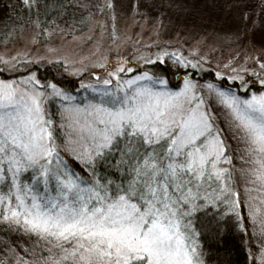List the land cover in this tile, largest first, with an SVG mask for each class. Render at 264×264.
Returning <instances> with one entry per match:
<instances>
[{
    "label": "snow or ice",
    "instance_id": "6c2138e0",
    "mask_svg": "<svg viewBox=\"0 0 264 264\" xmlns=\"http://www.w3.org/2000/svg\"><path fill=\"white\" fill-rule=\"evenodd\" d=\"M22 83L32 87L0 81V209L47 245L43 264H204L194 221L210 209L222 220L224 205L240 222L241 202L226 129L202 89L224 106L243 146L241 175L260 193V206H245L264 235V91L198 89L188 75L173 91L164 77L141 73L74 104L50 84L62 101L57 123L39 82ZM204 227L222 232L215 216Z\"/></svg>",
    "mask_w": 264,
    "mask_h": 264
},
{
    "label": "rangeland",
    "instance_id": "374dc122",
    "mask_svg": "<svg viewBox=\"0 0 264 264\" xmlns=\"http://www.w3.org/2000/svg\"><path fill=\"white\" fill-rule=\"evenodd\" d=\"M22 3L27 11H33L37 6V0H30L31 7L23 0ZM72 5L75 11L90 17L82 32H77V27L70 22L62 21L45 27L43 36L35 25H23L10 38L2 35L0 26V65L13 71L33 64L58 62L65 74L80 78L78 88L86 92L115 87L117 79L123 81L141 73L157 77L151 68L157 62L172 76L187 71L196 74L209 71L219 79L240 82L244 90L249 85L262 86L264 0H74ZM242 13L247 15V20L241 18ZM180 59L185 64H181ZM193 64L197 67L193 68ZM129 68L132 71L129 72ZM97 70L101 73L97 74ZM28 76L0 81L31 88V84L22 81L38 80L33 73ZM104 80H110L111 84L105 86ZM193 82L198 89L211 83L197 79ZM36 87L42 90V83ZM202 91L207 106L218 118V126L226 129L227 143L231 146L229 155L233 157L231 167L235 169L232 187L239 193L238 198L244 205L242 208L245 207L249 214V207L245 205L255 203L260 206V193L254 191V186L246 183L241 175L240 170L248 167L241 159L243 146L227 130L224 106L206 89ZM246 94L256 93L252 90ZM61 103L53 101L51 104L49 115L57 123L59 118L56 114ZM44 107L46 111V101ZM250 195L257 199L250 200ZM0 218V227L8 223L15 230L18 242L21 236L29 238L31 250L39 245L43 258L49 255L47 245L38 241L36 236L15 223L3 220L2 209ZM254 223L260 226L259 220ZM19 244L11 256L13 261L24 260Z\"/></svg>",
    "mask_w": 264,
    "mask_h": 264
},
{
    "label": "trees",
    "instance_id": "16d2710c",
    "mask_svg": "<svg viewBox=\"0 0 264 264\" xmlns=\"http://www.w3.org/2000/svg\"><path fill=\"white\" fill-rule=\"evenodd\" d=\"M72 3H74V0H37L36 8L33 11H27L25 10V5L23 6L22 0H0L2 35L12 38L21 30L23 25H35L43 36L45 27L62 21L70 22L77 27V32H82L88 26L90 17L83 14L84 12L75 11ZM151 68L156 71L157 77L162 76L168 81V88L173 91L178 90L182 86V79L188 73L192 81L197 79V81L201 82H211L221 90L230 91L241 98H246L247 92L254 90L257 94L263 91L261 88H264L262 86L249 85L244 90L240 82L230 81L225 78L219 79L216 75L210 74L211 72L209 71L200 74L187 71L179 76H172L168 74L160 62L153 64ZM31 73L35 74V78L42 83V90L48 96L46 100L47 114H50L53 101H61L59 98L51 97L52 89L48 87L50 84H54L56 88L73 97L72 103L74 104H83L86 100H92L97 95L95 91L86 92L78 88L80 86V78L65 74L61 63L58 62L33 64L23 70L13 71L0 65V79L18 80ZM96 73L100 74L101 72L97 70ZM58 133L59 129L57 128ZM73 164L75 166L74 162ZM242 206L244 205L241 203V208L239 209L240 222L237 221L234 214L226 212L224 205H221L219 209V212L223 214L222 220L219 215H216L217 209H210L208 216L201 214L194 221V228L198 233L196 246L204 264H264V255L261 253V249L264 248V235H262L261 227L256 226L249 214H247L246 208L243 207V209ZM214 216L220 222L222 228L219 237H214L204 227ZM18 239L15 230L8 223L2 224L0 227V264H23L25 261L27 264H37V262L43 264V251L40 250V246L38 245L34 250H31L29 238L21 236L20 242H18ZM17 243H20L19 248L24 259L22 261H13L11 259L13 253L18 249L16 247Z\"/></svg>",
    "mask_w": 264,
    "mask_h": 264
}]
</instances>
